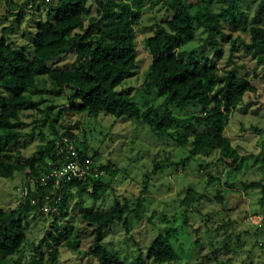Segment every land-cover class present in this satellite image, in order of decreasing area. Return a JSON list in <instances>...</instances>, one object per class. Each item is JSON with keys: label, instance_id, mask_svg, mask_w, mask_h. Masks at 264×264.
<instances>
[{"label": "trees", "instance_id": "obj_1", "mask_svg": "<svg viewBox=\"0 0 264 264\" xmlns=\"http://www.w3.org/2000/svg\"><path fill=\"white\" fill-rule=\"evenodd\" d=\"M4 1L8 3V0ZM37 1L30 0V6L37 5ZM45 1L46 19L40 20L29 47H15L5 35H0V177L9 178L16 172H25L26 186L35 183L34 189H26L27 195L18 207L6 209L0 206V264H10L15 255L22 254L23 257L27 247L25 217L34 212L52 216L53 222L42 245L35 248L38 254L31 258L30 264H57L63 249L95 258L97 264H173L181 261L183 256L171 241L176 228L153 238L147 252L142 250L133 261H125L121 255L110 252L105 245L106 229L116 221L128 224L129 204L119 197L114 199L109 210H82L81 224L86 230L93 231L94 237L90 250H84L83 238L75 233L79 228L74 222L63 220L71 214L69 203L76 196L87 195L97 201L112 193L119 180V169L112 163H97L99 153L90 155L87 141L82 140V147L78 143L76 159L81 163L90 159L94 172L69 182L54 193L51 187L42 185L41 178L62 162L60 148L66 145L64 137L76 139L72 128H67L59 145L52 147L51 164L41 175L35 165L17 162L18 156L12 150L22 137L17 123L25 109L35 108L28 93H38V78L48 76L58 91L69 93V109L73 112L94 117L112 115L116 122L140 117L160 138L170 135L182 146L189 145L187 137L180 138V130L188 132L193 135V141L189 143L192 154L219 151L227 173L231 170L236 176L243 169L244 158L237 154L231 138L226 136V127L234 110L248 94L257 91V86L252 78L237 74L235 70H221L199 57V48L186 49L185 45L196 38L198 28L208 34L222 35L225 25L240 27L244 23L243 5L247 0H162L174 15L166 22L157 23L147 40L152 61L146 89H157L167 106L156 115L158 107L151 105L142 109L128 90L120 89L139 64L136 28L147 0H94L97 15L87 19V0H58L51 4ZM255 18L262 24L251 28V41L246 44V49L258 60L264 75V0L259 1ZM3 31L6 33L7 28ZM212 45L218 49L219 43L213 40ZM232 47H235V41H232ZM70 52L75 54L73 68L51 66ZM190 105L198 108L200 114L185 117L173 110ZM173 129L178 131L175 135L171 133ZM188 159L173 164L185 165ZM163 167V161L154 162L152 173L159 174ZM32 176L34 181L29 180ZM219 177L210 175L209 184L220 180ZM226 183L227 187L220 188L214 198L222 211L229 212L228 197L234 188ZM250 186L258 185L251 183ZM237 195L243 207L246 197L240 192ZM196 200V192L191 189L182 203L191 209ZM46 204L53 209L48 214L43 210ZM259 244L264 248L263 241Z\"/></svg>", "mask_w": 264, "mask_h": 264}, {"label": "rangeland", "instance_id": "obj_2", "mask_svg": "<svg viewBox=\"0 0 264 264\" xmlns=\"http://www.w3.org/2000/svg\"><path fill=\"white\" fill-rule=\"evenodd\" d=\"M29 1L0 2V35H5L18 48L31 45L40 20L46 19V1L38 0L35 6H30ZM259 1L247 0L243 5L244 23L240 27L225 25L222 35L208 34L198 28L196 38L185 45L186 49L199 48V57L216 64L221 70H235L237 74L252 78L257 86V91L248 94L234 110L226 127V136L231 138L237 154L244 158L243 169L236 176L231 170L227 173L219 151L192 154L189 143H192L193 135L188 132L180 130V138L187 137L189 145L182 146L170 135L160 138L140 117L116 122L112 115L77 114L69 109V93L58 91L48 76L38 78L39 92L28 93L36 104L35 108L25 109L17 123L22 133L12 148L18 156L17 162L33 164L43 175L54 155L52 147L59 145L67 128H72L81 147L80 141L84 140L90 147V155L99 153L97 163H112L119 169V180L112 193L97 201L87 195L83 198L76 196L69 203L71 214L63 220L74 222L79 228L75 233L83 238L84 250H90L94 237L93 231L86 230L81 224L82 210H109L114 199L119 197L123 202L128 201V224L116 221L108 227L105 245L125 261H133L142 250L146 253L153 238L176 228L171 241L183 259L173 264H264V248L259 244V241L264 242V75L258 60L246 49V44L251 41V28L262 24L255 18ZM87 6L86 19L96 16L94 0H87ZM173 15L162 0L146 1L136 28L139 64L120 87L128 90L142 109L151 105L158 107L154 115L161 114L167 106L157 89H146L147 72L152 61L147 40L153 35L157 23L166 22ZM4 28H7L6 33ZM213 40L218 41V49L212 45ZM232 41H235V47H232ZM74 65L73 52L51 63L53 67L64 69ZM173 110L185 117L200 114L193 105L174 107ZM177 130L173 129L171 133L175 135ZM186 157L189 159L185 165L173 164ZM156 161L164 163L159 174L152 173ZM210 175H218L221 179L210 185ZM29 180L34 181L35 177ZM226 182L234 188L228 197L229 212L222 211L214 198L220 188L227 187ZM251 183L258 186H250ZM26 184L25 172H16L9 178L0 177V206L6 209L18 207L26 189L35 187L34 182L29 186ZM191 189L196 192L197 200L190 209L182 201ZM237 192L246 197L243 207ZM251 215L257 218L255 221L262 219L260 228L248 221ZM52 222V216L36 212L27 215V247L23 257L22 254L13 256L10 264H30L31 258L38 254L35 248L42 245ZM57 264H97V260L63 249Z\"/></svg>", "mask_w": 264, "mask_h": 264}, {"label": "built area", "instance_id": "obj_3", "mask_svg": "<svg viewBox=\"0 0 264 264\" xmlns=\"http://www.w3.org/2000/svg\"><path fill=\"white\" fill-rule=\"evenodd\" d=\"M64 141L66 142V145L60 148V153L63 155V159H61L62 162L59 166L52 168L48 174H44L41 178L42 185L51 187L54 193L60 191V189L65 187L69 182L94 172L91 168L92 161L90 159L84 163H81L76 159L78 154V141L76 139L71 140L68 137H66ZM98 173L99 172L96 171V174ZM100 173L104 174L105 172L101 171ZM24 194L27 195V190ZM47 196L49 197V195ZM33 202L36 203L37 201L33 200ZM43 210L48 214L53 209L46 204L43 207ZM256 219L257 218H254V216L251 215L248 218V221L261 227L262 219L255 221Z\"/></svg>", "mask_w": 264, "mask_h": 264}]
</instances>
